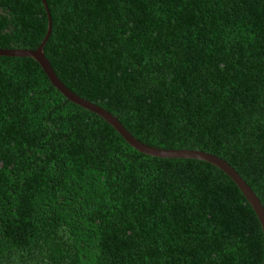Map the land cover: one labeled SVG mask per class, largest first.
Returning <instances> with one entry per match:
<instances>
[{
    "label": "trees",
    "instance_id": "trees-1",
    "mask_svg": "<svg viewBox=\"0 0 264 264\" xmlns=\"http://www.w3.org/2000/svg\"><path fill=\"white\" fill-rule=\"evenodd\" d=\"M42 51L137 139L224 158L264 208V0H44ZM40 0H0L33 48ZM258 221L194 158L130 147L26 56L0 55V264H260Z\"/></svg>",
    "mask_w": 264,
    "mask_h": 264
},
{
    "label": "water",
    "instance_id": "water-1",
    "mask_svg": "<svg viewBox=\"0 0 264 264\" xmlns=\"http://www.w3.org/2000/svg\"><path fill=\"white\" fill-rule=\"evenodd\" d=\"M46 16V27L45 31L33 48L26 47H0V55L6 56H26L32 58L42 70L49 83L61 93L67 100L79 105L82 108L89 110L95 115L99 116L106 123H108L119 136L133 149L147 155L158 156V157H183V158H194L205 161L219 170H221L236 186L244 197L250 208L252 209L261 230L262 236V254L260 264H264V208L251 189L249 184L240 176V174L231 166L224 158L198 148H185V147H159L151 144L142 142L135 138L113 115L110 111L103 108L102 106L92 102L72 90H70L63 82L56 76L49 61L45 57L42 51V45L47 38L50 29L49 13L44 0H40Z\"/></svg>",
    "mask_w": 264,
    "mask_h": 264
}]
</instances>
